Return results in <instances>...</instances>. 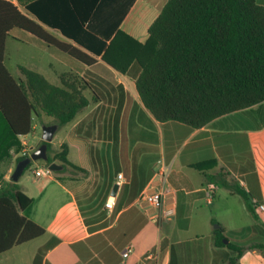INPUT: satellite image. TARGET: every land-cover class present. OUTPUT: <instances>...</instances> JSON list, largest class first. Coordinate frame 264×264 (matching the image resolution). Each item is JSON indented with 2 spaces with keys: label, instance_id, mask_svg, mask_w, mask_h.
Listing matches in <instances>:
<instances>
[{
  "label": "crops",
  "instance_id": "obj_1",
  "mask_svg": "<svg viewBox=\"0 0 264 264\" xmlns=\"http://www.w3.org/2000/svg\"><path fill=\"white\" fill-rule=\"evenodd\" d=\"M7 1L42 24L59 40L79 47L96 60L91 66L80 64L82 76L91 86L87 90L90 104L67 125L65 137L77 142V154L85 153L86 162L79 163L77 159L75 163L71 159V143L67 139L59 145L66 144L69 160L86 172L35 176L34 183L43 184L39 191L41 208L38 210L35 208L38 205L36 199L21 184L25 193L33 198L32 205L23 214L46 230L42 237L34 239L41 242L27 258L28 264H34L39 254V264H64L59 257L52 259L62 249L71 255L69 264H264V258L257 250H247L234 260L235 253L216 247L215 232L220 228L224 229L228 242L239 246H249L263 239L252 230L256 221L244 200L242 210L252 220L249 218L247 224L237 228L221 223L216 225L219 223L215 216L216 208L226 210L221 207L223 204L218 203L217 196L229 201L239 195L223 187L221 178H218L219 183L210 180L221 175L229 183H238L253 196L257 212L264 222V213L258 208L264 205V102L221 116L200 129L175 121L159 122L145 108L137 92V70L120 73L103 61L102 54L79 46L59 29L40 22L35 14L20 6L18 0ZM257 1L264 5V0ZM165 2L100 0L86 29L107 45L117 30H123L140 43H145L149 37L148 29ZM138 7L142 9L138 14L141 23L153 16L143 23V28H140V23L131 22ZM25 46L42 50L48 55L47 61L16 63L13 73L6 63L8 49L17 51ZM5 65L17 80L24 79L20 71V66H23L43 74L55 85H60L62 73L70 70L77 74L76 59L21 29L10 32L6 41ZM52 78L59 84L52 82ZM36 120L33 133L20 137L21 153L12 149L10 156L0 162L1 184L11 180L21 154L31 155L42 146ZM54 124L52 119L43 126ZM31 135L33 137L29 139ZM53 141L52 152L55 153ZM44 166H47L45 161L37 168ZM120 174L123 175L122 180H119ZM116 185L118 190L114 194ZM160 189L169 190L162 206L155 207L141 201L143 192L153 193ZM209 192L212 197H209ZM111 197L116 200L113 210L106 208ZM203 210L205 218L201 236L184 237L192 228L195 211L202 214ZM158 217L159 221L155 222ZM148 222L157 226L158 241L153 247L146 248L141 242L146 243L147 238L141 242L138 239L145 233ZM131 246L132 252L125 258L123 253ZM17 247L1 254L0 264L7 261L9 264H22V260L17 258L19 255L6 256Z\"/></svg>",
  "mask_w": 264,
  "mask_h": 264
},
{
  "label": "trees",
  "instance_id": "obj_2",
  "mask_svg": "<svg viewBox=\"0 0 264 264\" xmlns=\"http://www.w3.org/2000/svg\"><path fill=\"white\" fill-rule=\"evenodd\" d=\"M38 20L59 29L79 46L103 55L109 66L126 74L138 71L136 89L151 115L159 122L175 121L200 129L215 119L264 102V5L257 0H166L159 16L148 29L149 39L140 43L117 30L109 45L86 29L100 0H18ZM13 29L27 31L80 63L91 66L96 60L79 47L63 42L42 24L21 12L18 6L0 0V162L12 149L21 153L20 137L34 131L36 119H53L59 129L72 123L90 101L85 92L90 84L67 71L60 85L43 74L20 66L24 76L17 80L5 65L6 41ZM41 141V145L45 144ZM49 160L69 169L86 172L73 164L66 144L53 153L47 143ZM21 154L17 164L30 158ZM34 162L26 167L24 173ZM201 167V166H197ZM241 196L255 219L253 232L258 240L239 246L215 232V245L227 248L240 258L257 250L264 258V222L253 196L224 176L210 178ZM33 198L19 182L7 181L0 188V255L42 237L46 230L23 212ZM37 255L34 264H39Z\"/></svg>",
  "mask_w": 264,
  "mask_h": 264
},
{
  "label": "rangeland",
  "instance_id": "obj_3",
  "mask_svg": "<svg viewBox=\"0 0 264 264\" xmlns=\"http://www.w3.org/2000/svg\"><path fill=\"white\" fill-rule=\"evenodd\" d=\"M142 12L141 7H138L132 15V19L131 22H136V23H140L139 26L140 28L145 27L143 25V23L150 21L151 17H153L152 15L150 16V20L146 19L141 23L140 17L138 14H140ZM155 15V12L154 14ZM139 17V20H138ZM138 20V21H137ZM142 24V25H141ZM149 39V37H147ZM48 58L47 54H44L42 52V50L38 49L37 47H22L21 49H17V51H14L12 48L9 47L8 52L6 54V63L7 66L12 70L13 73H15V69L14 66L16 63H22V62H26L29 61L30 63H35L37 64L38 62L42 63H46ZM80 62L77 61V78H81L84 79V77L82 76V70L80 67ZM70 71V70H69ZM85 77H88V74L84 75ZM52 82L59 84L58 80H56L55 78L51 79ZM85 94L87 95V97L90 98V95L88 94V92L86 91ZM46 121L51 122L52 119L49 117H43L41 119H37L36 120V125H37V135L38 137H42V133H43V125L46 124ZM67 126L62 127L61 129H59V131L56 133L55 136V140L53 141V147L55 150H59L60 149V143H62L64 141V139H67L69 141V143H71V149H72V153H71V159L77 163V159H79V163H85L86 162V154H82V152H80L79 154H77V142L70 139V138H65L67 136V131H68ZM32 135L30 136L29 139H32ZM36 142L34 141L33 144H35ZM83 157V159H81ZM43 161H36L33 163V165L31 166L30 169H28L25 173H23V175L21 176L19 182L20 184L24 185L28 191V193L36 199V204L35 205L37 207V210L41 208V204L39 205L38 202H40V198L39 197V191L42 188V183L40 184L39 182L34 183V170L37 168L38 164L42 163ZM74 173L75 175H77V171L73 170V169H69L67 174L69 173ZM221 195H223V192H221ZM218 198V203L219 204H223L221 207L226 209L223 210L221 208H216V220L219 222L216 225H220L223 224L224 226L227 227H232V228H237L240 226H243L245 224H247V221L250 217V215H248V213L246 211H243V199L240 196H235L233 198H231L229 201L224 200L222 198ZM217 198L215 199V202L217 200ZM231 202H234V204L232 205ZM46 204V203H45ZM227 204V205H225ZM46 206V205H45ZM44 206V207H45ZM51 210H53L52 208H50ZM104 213V212H103ZM204 215V216H203ZM205 218V213L204 210L202 211V214H200V212H196L194 213L193 219H192V228L190 230L189 233H185L184 237L186 238H194L196 235H199V237L201 236V227H202V223L204 221ZM157 234V235H156ZM147 238V240H146ZM158 239V229L157 226L153 225L152 223L148 222L145 228V233L141 235V238L138 239V241H143L146 240V243L141 242L144 246L147 247H153L154 245H156L157 240ZM39 242H41L40 240H33L32 243H28L26 245H22L21 247H17L16 249H14L12 251V253H9L6 256H15V254H17V258L22 260V264H28L29 262L27 261V258L36 250L37 245L39 244ZM60 258V260L64 263V264H69L72 260H71V255L69 253V251H67L66 249H62L60 251V253H56L55 255L52 256V259L54 258ZM5 258V256L3 257V259ZM5 263V261H3ZM10 261H7V263L5 264H9Z\"/></svg>",
  "mask_w": 264,
  "mask_h": 264
},
{
  "label": "water",
  "instance_id": "obj_4",
  "mask_svg": "<svg viewBox=\"0 0 264 264\" xmlns=\"http://www.w3.org/2000/svg\"><path fill=\"white\" fill-rule=\"evenodd\" d=\"M58 128H59V126L57 124L43 126L42 140L45 141L46 143L43 144L33 154H31L30 158L25 159V160L18 163V165H17V167H16V169L12 175L11 181L19 182L21 176L24 173V170L26 169L27 166H29L31 164V162L42 161V160L47 162L49 160L47 143H51L53 141V138H54L55 133L57 132ZM45 136H46V138H44ZM49 168L53 172H58V171L63 169V166L54 162V163H51L49 165ZM117 190H118V185H116L114 187L113 193L116 194ZM227 242L228 241H225V243H227Z\"/></svg>",
  "mask_w": 264,
  "mask_h": 264
},
{
  "label": "built area",
  "instance_id": "obj_5",
  "mask_svg": "<svg viewBox=\"0 0 264 264\" xmlns=\"http://www.w3.org/2000/svg\"><path fill=\"white\" fill-rule=\"evenodd\" d=\"M26 154V153H24ZM53 171L49 168V166H44V167H39L36 168L34 171V174L37 178H41V177H47V176H52L53 175ZM165 173H166V169H165ZM164 173V177H163V183L164 185L166 184V177ZM119 180L123 179V175L120 174L119 176ZM119 184H121V182H119ZM2 187V184L0 183V188ZM169 190H165V189H160L159 191L150 193V192H143V194L141 195V201L142 202H147L148 204L155 206V207H160L162 206L164 199H165V193H167ZM209 197H212L211 192H209ZM116 205V200L115 197H111L109 198V200L106 203V208L109 210H113L114 207ZM259 210L261 212L264 213V205H259L258 206ZM155 222L159 221V217L154 219ZM133 247H129L125 250V252L123 253V256L125 258H127L129 256V254L132 252Z\"/></svg>",
  "mask_w": 264,
  "mask_h": 264
},
{
  "label": "clouds",
  "instance_id": "obj_6",
  "mask_svg": "<svg viewBox=\"0 0 264 264\" xmlns=\"http://www.w3.org/2000/svg\"><path fill=\"white\" fill-rule=\"evenodd\" d=\"M44 138H46V136Z\"/></svg>",
  "mask_w": 264,
  "mask_h": 264
}]
</instances>
